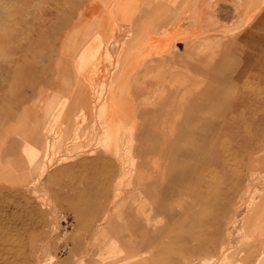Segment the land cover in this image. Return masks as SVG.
Listing matches in <instances>:
<instances>
[{
  "label": "rangeland",
  "instance_id": "rangeland-1",
  "mask_svg": "<svg viewBox=\"0 0 264 264\" xmlns=\"http://www.w3.org/2000/svg\"><path fill=\"white\" fill-rule=\"evenodd\" d=\"M101 4L126 7L0 0V264H264V0H216L148 88L117 83L134 46L114 39L89 93Z\"/></svg>",
  "mask_w": 264,
  "mask_h": 264
},
{
  "label": "crops",
  "instance_id": "crops-1",
  "mask_svg": "<svg viewBox=\"0 0 264 264\" xmlns=\"http://www.w3.org/2000/svg\"><path fill=\"white\" fill-rule=\"evenodd\" d=\"M119 1L121 5L126 4V7L124 6L125 8L123 10L119 6L114 9V16L112 17L114 18V24H110L109 21H106V19H111V17L104 14V4H101V9L97 11L96 17L91 15L92 19L98 18L101 20V23L99 22L100 27L98 28V34L101 35V38L100 36H96V38H92L91 42L86 45L85 51L87 53V59L85 57L83 60L80 70L83 91L87 89L90 93L91 86L95 83H103L107 79V69L110 66L102 59V55L101 58H95L90 61L89 57L91 53H95L96 55L97 52H99L98 55L100 56L102 51L106 49L110 50V42L114 39L117 41L122 35L127 37L125 44L133 45L134 48H128L127 46V51L129 52L128 58L124 64L123 71L120 72V80L117 83H122L124 81L129 83L143 82L146 88H148L150 86L149 84L154 83L156 78H153L155 76L154 74H151L150 78L141 75L145 65L149 64V67H152L154 66L153 63H161L163 66H171L173 61H177L178 63L183 61V64H185V60L179 57H172L180 56V52H184L187 45L192 43L195 44L202 39V36L205 37L208 32L205 27V22L212 17V13L214 14L212 4L216 3V0ZM146 3H153L155 10L146 14L145 12L148 10L144 9ZM144 19H146L145 22H143ZM137 23L140 26L134 28V25ZM132 34L133 36L130 37ZM106 44H109V48L105 46ZM112 50L115 52L118 48L114 47ZM83 55L86 56L85 53ZM179 73H186L184 67L181 72L179 70ZM179 76L185 77L186 75L179 74ZM131 89L133 91V88ZM45 102L46 97L43 103L41 102L39 105L37 103V109L35 104H33V106L29 105V108L33 109L32 116L34 121L37 120V140H39L42 129V118L46 109ZM85 108L87 111L90 110L89 106H85ZM137 123L138 120L137 117H135V129H137ZM18 144L21 145V143ZM254 225L264 228V221ZM259 230L260 229H257L255 234H257ZM257 236L259 235L257 234ZM71 259L72 257L67 256L65 260L63 259V263L73 264L70 261Z\"/></svg>",
  "mask_w": 264,
  "mask_h": 264
}]
</instances>
